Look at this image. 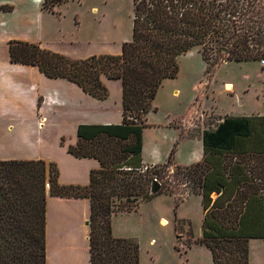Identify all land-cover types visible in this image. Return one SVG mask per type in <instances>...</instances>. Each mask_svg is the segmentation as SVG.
I'll return each instance as SVG.
<instances>
[{"label": "trees", "instance_id": "1", "mask_svg": "<svg viewBox=\"0 0 264 264\" xmlns=\"http://www.w3.org/2000/svg\"><path fill=\"white\" fill-rule=\"evenodd\" d=\"M48 1L43 8L68 0H51L50 6ZM8 44L12 63L66 78L99 99L109 96L102 74L121 79L123 121L78 126V141L68 151L101 163L87 185L60 183L54 162L0 160V264H47L48 196L90 200L91 264H140L138 242L115 236L112 218L153 198L149 190L155 179L161 193L176 192L166 187L162 174L169 171L172 154L154 169L142 161L147 114L157 110L158 90L166 78L178 76V58L196 47L206 60L223 50L231 61L264 57V0H135L132 40L118 55L74 59L32 41ZM203 143L202 162L177 166L187 170L181 172L187 182H194L190 192L202 195V242L214 264H249V239L264 238V115L225 116L204 131ZM255 158L258 165H250Z\"/></svg>", "mask_w": 264, "mask_h": 264}, {"label": "crops", "instance_id": "2", "mask_svg": "<svg viewBox=\"0 0 264 264\" xmlns=\"http://www.w3.org/2000/svg\"><path fill=\"white\" fill-rule=\"evenodd\" d=\"M33 2L42 8L43 0ZM67 2L69 0L56 8L67 5ZM90 9L97 16L94 20L101 23L98 18L100 7L91 6ZM79 23L80 21L76 23L80 31L76 32L78 35H74V32L73 37L62 40V43L59 40L52 44L39 43L47 49L81 59L96 54L118 55L122 52L123 43L132 40V36L122 39L112 37L97 23L78 25ZM20 40L31 41L27 37H21ZM7 66V70L0 71V80L4 79L2 91H6L4 95H0V160L43 159L54 162L59 169L60 183L87 185L91 171L100 168L101 163L94 157H76L68 151V147L77 143L80 124L122 123V80L102 74L101 79L108 87L109 96L99 99L66 78H51L36 66L12 63L9 47ZM178 81L179 74L163 81L153 101L157 110L147 114L148 126L143 132L142 149L144 166L164 163L171 154L172 166H191L204 160L203 134L210 127L204 125L201 130L192 131L191 103L185 105L184 93L181 92ZM233 91L234 89L228 92ZM200 104L198 108L201 107ZM164 106L169 108L165 113L166 117L163 120L153 119ZM187 113L189 116L186 117ZM53 125H57L59 131L52 141L48 138L47 130ZM217 125L214 124L215 127ZM184 147L188 151L182 157ZM214 194L218 196L217 193ZM190 196L199 198L202 212L197 234H193L191 221L183 226L184 232H188L192 240L189 241L187 253L195 249L201 250L206 264H214L211 249L202 242L205 217L202 195L190 191L182 194V198L189 199ZM46 209L47 264H91L90 200L85 197L48 196ZM117 215L112 218L113 231ZM182 220L185 222V218ZM249 246V264H264V257L254 261L255 246L263 251L264 256V238H250Z\"/></svg>", "mask_w": 264, "mask_h": 264}, {"label": "rangeland", "instance_id": "3", "mask_svg": "<svg viewBox=\"0 0 264 264\" xmlns=\"http://www.w3.org/2000/svg\"><path fill=\"white\" fill-rule=\"evenodd\" d=\"M47 5H51V0ZM57 5L52 9H45L43 3L41 8L33 0H0V71L7 70L8 67L10 40L27 37L36 43L41 42L42 45L52 44L56 40L62 43V40L78 35V21V25L97 23L115 38L132 36L135 0H69L67 5L59 9L56 8ZM91 6L100 7L98 18L101 23L94 20L97 16L91 13ZM263 60L264 57L257 60L231 61L222 53L212 54L206 60L200 47L180 56L178 83L184 93L185 105L191 103L190 124L194 128L192 131L201 130L204 125L215 127L214 124L217 125L218 121L229 114L237 116L264 113ZM2 81L4 79L0 80V95L6 93L2 91ZM225 82H232L234 85ZM233 89V92H228ZM198 104L201 107L198 108ZM168 109L164 106L153 119L163 120ZM47 131L48 138L53 141L59 129L57 125H53ZM187 151L184 147L182 157ZM257 160L248 159L250 165H258ZM150 167L154 169V166ZM168 170L162 173L165 177L163 182L168 189L177 193L163 192L141 202L137 211L119 212L115 218L113 234L117 237L133 238L138 242L140 264H206L201 250L195 249L187 253L189 241L192 240L183 227L186 222L191 221L195 235L201 222L199 198H182V194L190 191L194 182H187V177L184 179L181 172L187 170L172 165ZM258 174L255 172L254 176L261 179ZM256 181L263 184V181ZM47 189L49 190V183ZM216 196L213 194V197ZM233 215L234 208L225 216L228 218ZM262 257L263 251L255 246L254 261Z\"/></svg>", "mask_w": 264, "mask_h": 264}, {"label": "water", "instance_id": "4", "mask_svg": "<svg viewBox=\"0 0 264 264\" xmlns=\"http://www.w3.org/2000/svg\"><path fill=\"white\" fill-rule=\"evenodd\" d=\"M223 55H226V51H222ZM162 192V184L158 180H153V182L150 185L149 193L151 196H156ZM89 224V223H88Z\"/></svg>", "mask_w": 264, "mask_h": 264}, {"label": "built area", "instance_id": "5", "mask_svg": "<svg viewBox=\"0 0 264 264\" xmlns=\"http://www.w3.org/2000/svg\"><path fill=\"white\" fill-rule=\"evenodd\" d=\"M263 62H264V60H263ZM157 180V179H156Z\"/></svg>", "mask_w": 264, "mask_h": 264}]
</instances>
